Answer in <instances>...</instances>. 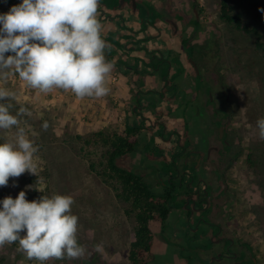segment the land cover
Masks as SVG:
<instances>
[{
	"label": "rangeland",
	"instance_id": "374dc122",
	"mask_svg": "<svg viewBox=\"0 0 264 264\" xmlns=\"http://www.w3.org/2000/svg\"><path fill=\"white\" fill-rule=\"evenodd\" d=\"M139 1L144 7H153L165 19L167 16L183 19L179 23L183 29L182 38L189 39V45L194 48V59L191 60L210 88L209 94H196L193 81L196 86L198 79L194 77L195 71L187 57L182 55L189 68L188 79L179 82L180 88L176 87L184 90V98L196 105L191 109L205 110L193 121L191 116L188 117V125L193 124L187 126V130L191 136L200 139L204 125L209 128L205 132L209 138H204L203 144L199 142L208 158L199 159V168L194 174L200 181H194L191 190L202 195L208 189L205 208H211L201 216L200 212H193L184 223L174 220L180 211L172 210L163 238V244L167 246L169 241L170 247L157 248L150 264H264V139L260 138L256 124L264 117V52L256 48V36L252 31L258 33L264 48V13L258 10L264 8V0H226L233 8L232 12L240 14L242 26L251 30L250 33L220 19L222 0ZM194 18L199 23L196 32L189 24ZM16 75L10 73L6 78H0V87L15 93L14 98L6 101L11 104V114L17 115L21 108L27 109V113L17 116L18 126L0 129V142L14 141L17 127L24 128L38 149L35 153L38 169L36 176L25 172L19 177H10L8 185L0 187V199L15 198L21 190L25 191L29 202L54 193L73 198L71 212L78 217L76 236L85 249L84 255L53 258L45 264H130L128 251L133 241L134 223L124 215V205L116 201L112 191L88 170L81 145L75 140L76 136L89 134L102 125L90 114L92 109H88V113L86 105L74 100L77 97L68 100L62 95L64 89L54 96L43 94L29 86H20ZM208 97L210 105H206ZM171 102L182 105L184 101L181 103L174 97ZM91 104L98 107L96 101ZM82 108L83 111H77ZM189 113L193 115L194 111ZM166 120L174 122L171 117ZM45 122L46 129L42 127ZM219 123L221 126L217 125ZM123 125L124 120L117 119L110 126L122 129ZM220 127L223 128L222 138L218 134ZM187 130L179 127L176 134L182 136ZM148 136V133L141 134V142ZM179 141L184 142L185 138ZM176 142L174 135L160 145L170 156L179 150ZM194 149L190 147L191 151ZM197 158L189 156L187 161L195 162ZM139 160L140 155L133 154L122 163L137 169ZM141 172L149 183H156L149 163L141 167ZM191 195L196 199L195 193ZM200 219H206L212 225H205ZM199 225L210 229H201L193 235L192 231H197ZM152 231L157 245L160 244L162 237L157 222L152 225ZM209 238L213 240L212 245ZM96 245H101L102 251L98 252ZM206 246L212 249L206 250ZM176 248L181 251L175 252L173 249ZM225 253H230L232 258L219 263L211 260L217 254ZM0 264L41 262L28 259L19 243L14 242L0 246Z\"/></svg>",
	"mask_w": 264,
	"mask_h": 264
},
{
	"label": "clouds",
	"instance_id": "9594fccd",
	"mask_svg": "<svg viewBox=\"0 0 264 264\" xmlns=\"http://www.w3.org/2000/svg\"><path fill=\"white\" fill-rule=\"evenodd\" d=\"M98 4L99 0H20L0 13V78L18 74L27 86L44 93L59 88L80 98L106 96V77L113 65L104 55ZM258 10L264 13V8ZM14 96L0 87V129L18 126L17 116L27 113L21 108L11 114L6 101ZM256 124L264 139V117ZM42 127L46 129L47 122ZM37 151L22 127H17L14 141L0 142V187L25 172L36 176ZM73 203L70 195L55 193L29 202L24 190L15 198L0 199V246L18 242L28 259L41 264L84 255ZM96 250L102 251V246L96 245Z\"/></svg>",
	"mask_w": 264,
	"mask_h": 264
},
{
	"label": "trees",
	"instance_id": "16d2710c",
	"mask_svg": "<svg viewBox=\"0 0 264 264\" xmlns=\"http://www.w3.org/2000/svg\"><path fill=\"white\" fill-rule=\"evenodd\" d=\"M132 3H135L136 7L134 10L142 22L147 20L146 14L151 19L149 20L151 25H154L160 19L153 7H144V3L139 0L132 1ZM102 4L105 8L117 11L116 8L119 5V1H116L113 6L108 2ZM232 11L233 8L228 5L227 1L222 0L220 5V19L226 23L233 24L236 29L242 30L244 33H250L251 30L249 31L246 27L242 26L240 14L233 13ZM189 24L193 26L194 32L198 30L199 23L196 18L191 20ZM252 31L256 36V48L264 52L263 45L259 42L260 38L258 33L255 30ZM181 43L187 59H194V48L189 45V39H182ZM153 62L154 59L150 64L153 69H156L158 65L164 67L162 70V78L167 88L160 95L163 96L168 90L176 92L177 87L173 82L184 72L178 56L173 58L172 63L175 64L176 72L172 75L169 74L171 62L167 59H161L157 65L153 64ZM194 77H197V83H200V86L196 83V94H209L210 88L203 82L201 75L195 72ZM150 93L147 92L146 94ZM209 103L208 97L206 105H210ZM148 105L152 107L153 113L155 110L154 101L149 102ZM138 106L141 107L142 105L139 104ZM153 115H155L156 121L151 123L149 127L146 125V119L140 117L141 120L126 124L124 130L121 132L114 128H105L75 137L77 143L81 145L80 151L83 153L87 162L88 170L95 174L112 191L116 201L124 205V215L134 223L133 241L130 243L128 251V261L130 264L150 263L154 243L152 233L153 223H159L161 237L162 239L165 238L164 231L167 227L170 212L174 209L182 208L186 203L185 200L179 202L178 197L180 195L190 196L193 194L191 185L197 180V176L194 174L197 166L196 163H189L187 161L188 157L194 154L197 149L195 148L193 150L194 152H191V144L190 140H188L187 132H184V136H178L173 131L166 132V125L158 122L160 115L155 112ZM217 125L221 126L220 123ZM153 127L157 130L156 134L164 142L169 141L172 136L176 135V143L179 148L177 154L171 153L170 156L165 154L155 144L153 136H150L148 141H140L141 134L144 132L151 133ZM164 133H166V136ZM182 137L185 138L184 142L179 141ZM133 154L140 155L137 169L127 167L122 163L123 159ZM198 154L201 153L199 152ZM148 161L152 163L150 165L152 175H154L156 186L161 188L160 193H156L153 190V185L148 182L146 175L141 172V167ZM153 162L157 163L158 166H153ZM191 173L194 175H191ZM207 194L208 189L200 195L199 201L196 200L197 202H194L192 199L188 201L185 208L187 216H190L194 209H200V216L202 212H209L211 206L205 208L209 197ZM198 203L199 205H197ZM200 221L202 223L204 221L205 225H212L206 219H200ZM167 244H170V242L168 241ZM210 244L212 245V242ZM205 248L209 250L211 247L206 246ZM248 264L253 263L249 262Z\"/></svg>",
	"mask_w": 264,
	"mask_h": 264
},
{
	"label": "crops",
	"instance_id": "0c3cea01",
	"mask_svg": "<svg viewBox=\"0 0 264 264\" xmlns=\"http://www.w3.org/2000/svg\"><path fill=\"white\" fill-rule=\"evenodd\" d=\"M116 1H119V5L116 8L117 11H115L114 9H112V11L111 9L105 8L102 4L104 2H108L113 6ZM132 1L135 0H99L97 18L101 24L102 38L106 42L104 55L106 61L110 62L113 65V68L106 77L105 82L106 87L109 88L108 94L99 98H80L77 97L71 90H64L62 95L67 97L68 100L77 97L74 100L80 102V104L82 105H86L85 111L87 112L89 111L88 109H92L90 114L95 115L96 123L102 125V128L98 130L105 128H114L117 131L121 132L124 130L126 124L132 123L134 121H139L141 120L140 117H144L146 119V125L149 127L151 123L156 121V117L155 115H153L154 112L160 115L158 122H160V124L163 123L166 125V132L173 131L178 133L179 127L187 130V126L190 127L193 124V122H190V124L188 125V123L186 122L188 121L187 119H189L188 117L191 116V120L193 121L195 117L201 115L203 108H197V110L191 109L192 106L196 108V105H193V102H191V100H189V102L184 98L185 93L183 92L184 90L181 89H177L176 92L168 90L163 96H161L160 93H162L163 90L167 88L165 86L164 79L162 78V70L164 67L158 65L156 69H153V67L150 65L153 59V64L155 65H157L161 59H167L169 62H171L169 67V74L172 75L176 72L175 64L172 63L173 58L178 56V59L184 68V72L174 80L173 84L177 86L182 81L188 79L187 77L189 68L185 66V63L182 59V55L186 56L181 43V40L183 39L181 35L183 29L179 27V23L183 19L179 17L169 16H167L168 19H165V17L163 18L161 14L158 13V17L160 19L154 25H151L149 23V20L151 19H149L150 17L148 14H146L147 20L142 22L139 18V15L134 10ZM19 3L20 0H0V13H6L11 6L17 5ZM17 75L15 76V78H18L17 83H19L20 86H27L26 82L22 81ZM177 87L180 88L179 86ZM193 90H195L194 81ZM56 92L60 93V89L54 88L49 92L43 94L54 96V93ZM147 92L151 93L146 94ZM38 93L40 92L38 91ZM174 97L180 100L181 103L182 101H186V103L183 102L182 105L180 103L177 105H172L171 99H173ZM93 101L97 102L98 107L92 106L91 103H93ZM152 101H154L155 103V110L153 111V113L151 109L152 107L150 105L147 106V104ZM189 103L191 104L190 107L187 106V104ZM139 104H141L142 106L139 107ZM78 110L83 111V108L77 109V111ZM190 111H194L193 115L189 113ZM167 117H171L172 119H174V122L168 123V121L166 120ZM103 118L104 121L102 120ZM117 119L119 121L124 120L122 129L110 126L114 122H117ZM208 130L209 128L204 125L200 139L197 138L196 135L191 136L187 130L188 140L191 139L190 144L192 142L193 145H191L190 147H195L197 149L195 152L191 151L194 152V154H191V156L198 157L199 152L203 153L202 149L204 148L201 147L200 143H202L201 141L204 138H209V135H205V132H207ZM156 132L157 130L153 127L151 133H144L149 134L148 139L150 138V136H153L155 144L164 151L165 148L160 145H163L164 141L160 138V141L157 140V137L155 135ZM164 135L166 136V133H164ZM146 163H149V165L152 164L149 161ZM198 181H200V179ZM152 187L156 193L161 192V188L156 186V184H154ZM188 199L189 196L180 195L178 197L179 202L185 200L186 203L183 205L184 209L183 207L178 209L180 212L179 214H176V216H174L175 221L180 220L182 223L186 222L187 213L185 208L188 204ZM171 217L172 211L169 214L167 222L171 219ZM205 228H208V226L199 225L197 231H195L194 229L192 231V234L196 235L199 230L201 231V229ZM209 229L210 228H208V230ZM212 241L213 240L209 238V242ZM153 242V251L150 263L153 262V256L157 248L162 246L167 249L168 246L170 247L169 244H167V246L163 244V239L162 242L157 245L155 236ZM199 244L203 243L200 242ZM211 249L212 247L209 250ZM173 250L175 252L181 251L177 248ZM214 258L211 260L214 261Z\"/></svg>",
	"mask_w": 264,
	"mask_h": 264
},
{
	"label": "flooded vegetation",
	"instance_id": "af4514ba",
	"mask_svg": "<svg viewBox=\"0 0 264 264\" xmlns=\"http://www.w3.org/2000/svg\"><path fill=\"white\" fill-rule=\"evenodd\" d=\"M200 153H201V152H200ZM201 157H202L203 159H204V158H208V154H207V155H204V153H201V154L198 155V160H197V162H195L196 165H197L196 168L199 166V159H200ZM198 168H199V167H198ZM197 180H198V179H197ZM205 188H206V185H205ZM192 193H193V194H194V193L196 194V198H197V199H194L193 196L190 195L188 200L190 201V200L192 199V200H194V202H197L196 200L199 201V200H200V195H201V194H200L199 192H196V191H195V192L192 191ZM192 206H193V205H192ZM195 211H196V212H200V209H194V210L192 211V213L195 212ZM192 213H191V214H192ZM229 254H230V253L217 254V256L214 258V261H215V262H220V261L223 260V259H230V258H232V256H230ZM218 255H219V256H218ZM233 264H240V263H239V262H235V263H233Z\"/></svg>",
	"mask_w": 264,
	"mask_h": 264
},
{
	"label": "water",
	"instance_id": "95a60500",
	"mask_svg": "<svg viewBox=\"0 0 264 264\" xmlns=\"http://www.w3.org/2000/svg\"><path fill=\"white\" fill-rule=\"evenodd\" d=\"M135 6H136L135 3H133L134 8H135ZM188 61L191 64V66L193 67L196 74H198V68H197L196 64L191 59H188ZM218 134H219V138H222V135H223V128L222 127L219 128Z\"/></svg>",
	"mask_w": 264,
	"mask_h": 264
}]
</instances>
